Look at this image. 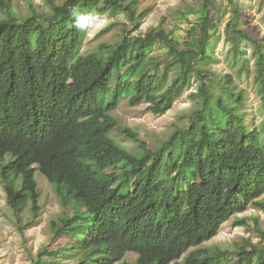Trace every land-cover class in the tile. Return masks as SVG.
I'll return each instance as SVG.
<instances>
[{"label": "trees", "instance_id": "16d2710c", "mask_svg": "<svg viewBox=\"0 0 264 264\" xmlns=\"http://www.w3.org/2000/svg\"><path fill=\"white\" fill-rule=\"evenodd\" d=\"M124 1L48 0L45 18L9 13L0 20V182L8 203L21 212L32 201L37 212L35 173L46 176L63 206H72L52 229L73 242L53 254L73 264H264L259 225L261 242L202 246L232 214L251 205L264 211V115L251 126L232 77L219 80L215 91L204 69L213 58L216 0H202L195 41L182 42L156 27L80 53L85 34L75 28L71 9L126 7L134 18L138 0ZM233 30L254 46L264 109V37ZM157 42L167 48L160 76L152 74L159 62L144 66L145 49ZM194 79L200 107L159 147L128 150L112 138L121 127L113 110L123 98L131 105L146 101L163 114ZM129 252L137 254L135 261L126 258Z\"/></svg>", "mask_w": 264, "mask_h": 264}, {"label": "rangeland", "instance_id": "374dc122", "mask_svg": "<svg viewBox=\"0 0 264 264\" xmlns=\"http://www.w3.org/2000/svg\"><path fill=\"white\" fill-rule=\"evenodd\" d=\"M55 1L60 4L65 0ZM5 3V7L0 3V20L7 18L9 13L19 18L33 14L45 18L50 12L48 0H5ZM124 3L129 2L125 0ZM201 4L202 0H138L134 18L131 17V10L126 7L115 11L109 8L104 11L94 9L91 12L99 17V22L84 32L80 53L88 55L100 51L106 44L116 46L126 34L132 38L144 36L156 27L167 29L182 42L191 39L195 41L193 27L198 22ZM235 7L239 11L235 12ZM213 15L217 24L210 45L213 58L204 67L212 76V89L219 91L221 88L218 81L227 75L231 76L237 90L243 91L244 101L241 109L246 113L249 124L258 125L263 119L264 109L255 79L254 46L233 28L237 27L260 39L263 38L264 0H216ZM237 49L243 51L245 59ZM145 52L144 66L159 62L152 74L159 73L160 76L166 63L167 48L157 42L148 46ZM174 72L176 71L171 70L170 76ZM198 83L199 81L194 79L192 86L163 114L154 113L150 109V103L146 101L131 105L128 98H123L113 113L118 117L122 128H129L137 136L124 133L120 127L111 133L112 138L128 150H135L139 145L156 149L167 141L173 132L185 127L200 107L201 98L196 96ZM35 174L41 192L40 208L37 212L33 210L32 201L27 203L23 211L16 212L8 203L7 192L0 182V264H35L40 259L44 264H61L63 261L73 264L74 259L53 254V250L60 251L59 249L70 245L73 240L63 231L52 229V222L59 221L67 213H71L72 206L65 208L49 179L39 170ZM258 225L264 228V211L251 205L244 212L232 214L223 223L219 233L202 246L211 249H232L236 243H242L246 238L256 243L261 242ZM45 250L48 252H44ZM126 258L135 261L137 254L129 252Z\"/></svg>", "mask_w": 264, "mask_h": 264}, {"label": "clouds", "instance_id": "9594fccd", "mask_svg": "<svg viewBox=\"0 0 264 264\" xmlns=\"http://www.w3.org/2000/svg\"><path fill=\"white\" fill-rule=\"evenodd\" d=\"M71 14L75 21V28L79 31H88L93 28L98 22L99 17L92 12L82 13L78 9H71Z\"/></svg>", "mask_w": 264, "mask_h": 264}]
</instances>
